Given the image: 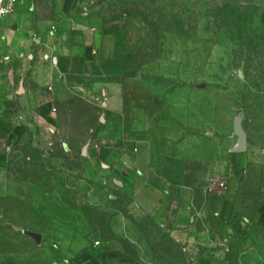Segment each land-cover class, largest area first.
<instances>
[{"label": "rangeland", "instance_id": "1", "mask_svg": "<svg viewBox=\"0 0 264 264\" xmlns=\"http://www.w3.org/2000/svg\"><path fill=\"white\" fill-rule=\"evenodd\" d=\"M75 8L101 23L135 18L149 29L136 72L179 107L186 139L200 141L209 154L186 165L192 223L177 230L175 203L160 224L153 212L136 214L126 192L91 173L90 162L87 170L100 119L94 99L77 97L61 106L56 143L43 152L57 161H44L45 169L31 167L25 160L36 151L21 149L10 167L12 177L33 178L47 189L39 201L49 200L52 207L31 215L30 208L9 203V213L23 219L24 227L39 228L43 246L74 250L69 261L57 256L58 264H191L200 257L264 264V0H75ZM49 12L48 2L31 0L11 28L24 57L41 45L38 25ZM6 59L0 56V65ZM60 163L66 171L48 177L51 165ZM228 200L232 223L222 215ZM117 215L135 223L134 239L116 238ZM52 220L65 221L71 239L51 240ZM90 248L97 257L75 259ZM39 259L47 264L42 254Z\"/></svg>", "mask_w": 264, "mask_h": 264}, {"label": "crops", "instance_id": "2", "mask_svg": "<svg viewBox=\"0 0 264 264\" xmlns=\"http://www.w3.org/2000/svg\"><path fill=\"white\" fill-rule=\"evenodd\" d=\"M45 1L50 4V14L39 22L41 45L34 56L24 57L11 35L31 0H19L0 31V56L8 60L0 65V264H41L40 254L47 264H58L54 261L57 256L72 259L74 250L57 252L55 245L43 246L45 238L39 228L24 227L23 219L8 211L9 203L30 208L31 215L52 207L49 200L39 201L41 194L50 193L47 189L33 178L12 177L10 167L21 149L36 151L25 160L28 166L45 169L44 161H57L43 152L55 145L57 114L71 97L94 99L99 114L93 148L87 153V170L90 162L94 166L91 173L131 197V210L136 214L153 212L159 224L175 203L179 210L175 226L177 230L186 228L192 223L188 215L193 207V190L185 182L186 165L203 161L209 154L200 141L186 139L179 107L136 72L149 29L135 18L101 23L78 11L75 0ZM241 160L235 162L237 167L242 166ZM62 163L55 164L58 169L51 165L48 177L65 172ZM99 193L102 196L101 190ZM222 211L232 223L229 200ZM81 223H85L82 218ZM49 224L54 227L48 231L51 240L61 235L71 239L65 221ZM115 224L112 231L116 238L134 239L131 236L139 233L134 222L120 215ZM92 233L97 240L98 233ZM18 240L25 241L27 247L18 246ZM97 256V249L90 248L80 251L75 259ZM191 264L222 263L200 257Z\"/></svg>", "mask_w": 264, "mask_h": 264}, {"label": "built area", "instance_id": "3", "mask_svg": "<svg viewBox=\"0 0 264 264\" xmlns=\"http://www.w3.org/2000/svg\"><path fill=\"white\" fill-rule=\"evenodd\" d=\"M19 3V0H0V31L3 20L12 15Z\"/></svg>", "mask_w": 264, "mask_h": 264}]
</instances>
